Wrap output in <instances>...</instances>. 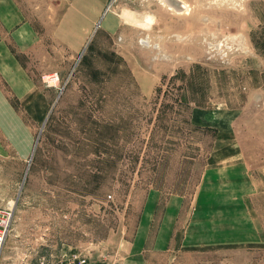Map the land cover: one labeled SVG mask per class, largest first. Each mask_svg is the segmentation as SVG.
<instances>
[{
	"label": "rangeland",
	"instance_id": "374dc122",
	"mask_svg": "<svg viewBox=\"0 0 264 264\" xmlns=\"http://www.w3.org/2000/svg\"><path fill=\"white\" fill-rule=\"evenodd\" d=\"M238 149L264 159V0H0V264H264L183 245L205 167Z\"/></svg>",
	"mask_w": 264,
	"mask_h": 264
},
{
	"label": "crops",
	"instance_id": "0c3cea01",
	"mask_svg": "<svg viewBox=\"0 0 264 264\" xmlns=\"http://www.w3.org/2000/svg\"><path fill=\"white\" fill-rule=\"evenodd\" d=\"M203 116L204 113L199 112L193 115V119L197 120V124L205 126ZM231 146L235 151V146ZM224 148V144H221L215 150L223 152ZM240 151L238 149L237 155L230 156L228 160L217 159L205 167L196 190V207L184 229L185 248L225 250L251 249L264 245V159L252 162L242 156ZM225 175H229L228 178H221ZM210 187L213 188L211 192L208 190ZM156 194H149L146 200L136 235L139 248L143 247L156 213L160 200ZM206 201L209 202L207 205ZM179 209L172 206V200L168 202L163 224L158 230L159 248L164 246L162 241L167 236L170 240L176 230ZM174 216L177 218L173 227L171 220Z\"/></svg>",
	"mask_w": 264,
	"mask_h": 264
},
{
	"label": "built area",
	"instance_id": "2783aa9c",
	"mask_svg": "<svg viewBox=\"0 0 264 264\" xmlns=\"http://www.w3.org/2000/svg\"><path fill=\"white\" fill-rule=\"evenodd\" d=\"M11 223V213L0 209V250L5 242ZM56 264H107L104 262L95 263L86 255H74L60 259Z\"/></svg>",
	"mask_w": 264,
	"mask_h": 264
},
{
	"label": "bare ground",
	"instance_id": "6f19581e",
	"mask_svg": "<svg viewBox=\"0 0 264 264\" xmlns=\"http://www.w3.org/2000/svg\"><path fill=\"white\" fill-rule=\"evenodd\" d=\"M126 15V14H125Z\"/></svg>",
	"mask_w": 264,
	"mask_h": 264
}]
</instances>
